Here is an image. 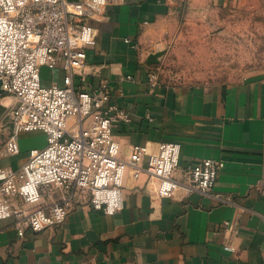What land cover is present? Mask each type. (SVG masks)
Segmentation results:
<instances>
[{
    "label": "crops",
    "instance_id": "0c3cea01",
    "mask_svg": "<svg viewBox=\"0 0 264 264\" xmlns=\"http://www.w3.org/2000/svg\"><path fill=\"white\" fill-rule=\"evenodd\" d=\"M230 1L240 0H118L90 20L96 43L74 85L90 91L106 81L110 103L128 117L112 127L119 157L127 160L134 145L146 153L135 176L126 169L123 208L113 215L79 202L61 224L23 237L0 220V264H264V71L217 85L148 82V54H166L187 18ZM63 75L60 66L41 69L44 84ZM161 142L180 145L173 197H158V180L145 171ZM18 147L14 156L0 152V168L17 169L43 146ZM207 158L224 166L202 194L186 187L187 173Z\"/></svg>",
    "mask_w": 264,
    "mask_h": 264
},
{
    "label": "built area",
    "instance_id": "2783aa9c",
    "mask_svg": "<svg viewBox=\"0 0 264 264\" xmlns=\"http://www.w3.org/2000/svg\"><path fill=\"white\" fill-rule=\"evenodd\" d=\"M117 2L0 0V89L14 100L5 112L12 131L3 150L7 156L19 153L20 132L45 135V145L31 148L17 169L0 168V220L10 219L19 237L61 224L79 202L107 215L120 211L125 171L132 166L135 176L146 153L134 145L127 160L119 157L112 127L128 117L110 103L106 81L90 91L73 82L74 75L84 80L86 49L96 43L90 20ZM58 66L64 71L61 84H44L41 69ZM158 78L151 68L149 85L156 86ZM179 154V144L161 142L148 155L145 171L157 178L158 197H173L179 185L173 177ZM223 166L210 158L196 162L186 187L207 194ZM221 226L230 228V222Z\"/></svg>",
    "mask_w": 264,
    "mask_h": 264
},
{
    "label": "rangeland",
    "instance_id": "374dc122",
    "mask_svg": "<svg viewBox=\"0 0 264 264\" xmlns=\"http://www.w3.org/2000/svg\"><path fill=\"white\" fill-rule=\"evenodd\" d=\"M170 85H217L264 71V0H240L189 17L180 39L153 65ZM47 83V82H45ZM14 100L0 95V152L10 136L5 112ZM21 150L45 145L41 131L20 132ZM20 153L19 157L27 152Z\"/></svg>",
    "mask_w": 264,
    "mask_h": 264
},
{
    "label": "water",
    "instance_id": "95a60500",
    "mask_svg": "<svg viewBox=\"0 0 264 264\" xmlns=\"http://www.w3.org/2000/svg\"><path fill=\"white\" fill-rule=\"evenodd\" d=\"M68 2H78L80 0H66ZM166 50L165 49H158L150 54H148L146 58V63L148 65H156L160 62L161 58L165 54ZM0 95H2V90L0 89Z\"/></svg>",
    "mask_w": 264,
    "mask_h": 264
},
{
    "label": "trees",
    "instance_id": "16d2710c",
    "mask_svg": "<svg viewBox=\"0 0 264 264\" xmlns=\"http://www.w3.org/2000/svg\"><path fill=\"white\" fill-rule=\"evenodd\" d=\"M10 124V123H9ZM10 127H11V125H10ZM11 129V128H10ZM11 131H12V129H11ZM11 134V133H10Z\"/></svg>",
    "mask_w": 264,
    "mask_h": 264
}]
</instances>
